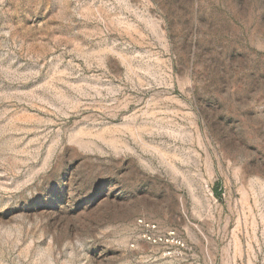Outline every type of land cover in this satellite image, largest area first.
Instances as JSON below:
<instances>
[{
	"label": "rangeland",
	"instance_id": "obj_1",
	"mask_svg": "<svg viewBox=\"0 0 264 264\" xmlns=\"http://www.w3.org/2000/svg\"><path fill=\"white\" fill-rule=\"evenodd\" d=\"M0 264H264V0H0Z\"/></svg>",
	"mask_w": 264,
	"mask_h": 264
},
{
	"label": "built area",
	"instance_id": "obj_2",
	"mask_svg": "<svg viewBox=\"0 0 264 264\" xmlns=\"http://www.w3.org/2000/svg\"><path fill=\"white\" fill-rule=\"evenodd\" d=\"M138 242H143L155 247L167 249L172 254L174 247L183 248L184 242L174 230H162L157 224L145 219H138L136 222L135 239L130 247L135 249Z\"/></svg>",
	"mask_w": 264,
	"mask_h": 264
}]
</instances>
